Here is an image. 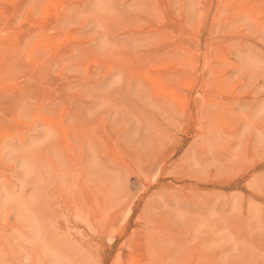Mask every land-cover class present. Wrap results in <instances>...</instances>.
<instances>
[{
  "label": "rangeland",
  "instance_id": "rangeland-1",
  "mask_svg": "<svg viewBox=\"0 0 264 264\" xmlns=\"http://www.w3.org/2000/svg\"><path fill=\"white\" fill-rule=\"evenodd\" d=\"M0 264H264V0H0Z\"/></svg>",
  "mask_w": 264,
  "mask_h": 264
},
{
  "label": "bare ground",
  "instance_id": "bare-ground-1",
  "mask_svg": "<svg viewBox=\"0 0 264 264\" xmlns=\"http://www.w3.org/2000/svg\"><path fill=\"white\" fill-rule=\"evenodd\" d=\"M17 16V15H16ZM139 75V74H138ZM37 151V150H36ZM27 152V151H26ZM35 152V151H34ZM27 156V155H26ZM143 158V157H142ZM28 159H30V158H28ZM46 177V176H45ZM44 182V181H43ZM60 189V188H59ZM79 200V199H78ZM97 215V214H96Z\"/></svg>",
  "mask_w": 264,
  "mask_h": 264
}]
</instances>
